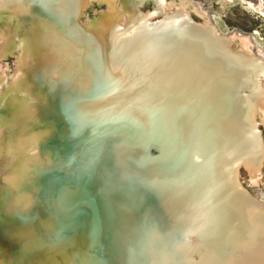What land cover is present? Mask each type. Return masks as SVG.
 Listing matches in <instances>:
<instances>
[{"label": "bare ground", "instance_id": "1", "mask_svg": "<svg viewBox=\"0 0 264 264\" xmlns=\"http://www.w3.org/2000/svg\"><path fill=\"white\" fill-rule=\"evenodd\" d=\"M121 1L82 22L88 0H0V264H264L236 175L264 160L263 61L187 0Z\"/></svg>", "mask_w": 264, "mask_h": 264}, {"label": "rangeland", "instance_id": "2", "mask_svg": "<svg viewBox=\"0 0 264 264\" xmlns=\"http://www.w3.org/2000/svg\"><path fill=\"white\" fill-rule=\"evenodd\" d=\"M97 1L88 0L84 8V13L82 14V16H80V20L82 22H86L89 19L94 20L99 16L101 11L105 9V6L101 5ZM142 1H143L142 3H139L136 6L137 9L139 10V13L143 16L144 14L147 15V12L151 11L154 8V4L158 0H142ZM161 1L166 2L165 5L168 8L171 7L172 5L177 4V0H161ZM115 2H114L115 7L122 6L121 0H115ZM187 3H188L187 5L188 10L191 12V14H193V9H194L201 16V17L200 16L195 17L196 19L203 20L205 17H207L205 13H203V11L205 10L206 12H208L207 14L210 17L212 24L219 31H221L224 34L230 33V35L233 36L232 38H234V41L233 43H230V46L234 50L237 51L240 50L241 52H244L246 55L252 54L253 57L260 59L264 63V6L261 0H253V1L252 0H187ZM143 17L145 18V16ZM160 18L161 16L159 17L154 16L152 20L155 22ZM136 20L137 18L133 19V21ZM121 22L124 24L128 23L127 20L125 19L121 20ZM2 28L3 26L0 25L1 35H2ZM236 29L240 30L239 35L237 32L232 33ZM241 40H245L246 43L244 44ZM238 45H241L242 47L244 46L245 50L244 49L242 50V48H240ZM17 59H18V55H15V53L13 54V57H11L10 59L6 60L1 58L0 64L3 65V70L9 72L13 66L15 68ZM259 75H260V80H259L260 85L262 86L260 94L264 97V72H260ZM176 89H177L176 92L179 95H183V94L185 95L184 92H186V89L183 85L177 86ZM247 92L250 94L249 90ZM253 98L252 101L254 102ZM258 100L262 106L261 108L262 113H264V98H258ZM191 105L192 104L188 102L185 104V108L190 110V115L192 119V116L195 118L197 113L195 110V106L192 107ZM253 119L256 120V121L254 120V124L256 122L257 133L260 137L262 146L264 148V122L262 120V117L258 114H256L255 118ZM49 131L50 130H46L41 132L40 134L42 135ZM247 157L251 158V155L249 154L248 156L245 157L246 161H248L249 159ZM246 170L247 168L244 164L239 167L238 180L248 192H250L251 194H255L257 196L260 194L259 198L264 200V160L260 170H258L259 174L256 176L257 182L252 183L250 181V177L248 176ZM168 188H170L169 185Z\"/></svg>", "mask_w": 264, "mask_h": 264}, {"label": "water", "instance_id": "3", "mask_svg": "<svg viewBox=\"0 0 264 264\" xmlns=\"http://www.w3.org/2000/svg\"><path fill=\"white\" fill-rule=\"evenodd\" d=\"M252 1H253V0H252ZM261 1H262V3H263V6H264V0H261ZM193 12H194V11H193ZM203 12H204L205 15L210 19L209 15L207 14L208 12H206L205 10H204ZM194 15H196V14H194ZM235 32H237V33L239 34V33H240V30L236 29V30H234L232 33H235ZM233 41H234V39L232 38L230 43H233ZM94 57H95V56H94ZM97 58H100V57H97V56H96L95 60H96ZM92 64H93V63H92ZM94 70H95V69H93L92 67H91V68L89 67V69H88V71H87V72L89 73V74H88L89 77L92 76V73L94 72ZM97 84H98V83H97ZM92 88H94V87L92 86ZM164 91H165V90H164ZM162 96H163V97H161V98H162V100H163L164 105H165V104H168V103L166 102V99H165L166 91L164 92V95H162ZM235 116H236L237 118L239 117V115H238L237 113H235ZM255 116H256V114H255ZM255 116H254V118H255ZM107 118H108V117H107ZM201 121H202V119H201ZM255 121H256V120H255ZM209 125H210V124L206 122V125L204 124V125L202 126V128L204 129V128L208 127ZM255 125H256V122H255ZM98 127H100V126L98 125ZM256 129H257V126H256ZM123 132H124V131H123ZM168 132L170 133L171 131L168 130ZM176 132H177V135L175 136V139L178 138L180 131L177 130ZM201 136H203V135H201ZM144 146H146V145H144ZM0 150H1V149H0ZM173 151H175V150H174V147H173ZM162 156H164V155H162ZM171 160H172V159H171V156H170L169 158L167 157V159H165V162H166V163H165V166L168 165L167 162H168V163L172 162ZM211 164H212V163H211ZM211 164H210V165H211ZM176 166H181V169H182V172H183V173L186 171V167H187L186 163H183V164L180 163V164H178V165H176ZM240 166H241V164L239 165V167H240ZM208 167L210 168V166H208ZM239 167H238V168H239ZM87 169H88V171H90V172H94V171H95V166H94V164H93V163H89ZM204 170H205V169H204ZM202 173H203V171H202ZM203 174H204V173H203ZM201 175H202V174H201ZM236 175H237V177H238V172H237ZM222 179H223V178H220V180H222ZM223 182H224V181H223ZM148 185L150 186V184H148ZM183 187H184V186H183ZM151 188H152V187H151ZM138 191H139V190H138ZM157 191H158V190H157ZM181 191L184 192V193H183L184 196L187 197L188 193L185 192L186 190H181ZM150 192H151V193H154V194L156 193L155 191H153V188H152V190H150ZM155 195H156V194H155ZM259 195H260V194H259ZM170 198H171V197H170ZM238 198L240 199V197H238ZM161 203H162L163 205H169V204H168V200H162V201L160 200V204H161ZM162 204H161V205H162ZM163 205H162V206H163ZM204 205H205V204H204ZM163 207H164V206H163ZM207 207H208V206L205 205L203 208H204V209H207ZM55 208H56V207H55ZM107 211H109V210H107ZM258 212H260V211L258 210ZM261 213H262V212H261ZM50 214H52V213L50 212ZM67 222H68V219L66 218V219H64V224H63V225L55 226L54 229L57 230L58 228H60L59 231H62L61 228H63V226H65V224H67ZM57 231H58V230H57ZM46 234H47V233H46ZM47 237H49V234H47ZM34 250H38V248H35Z\"/></svg>", "mask_w": 264, "mask_h": 264}]
</instances>
